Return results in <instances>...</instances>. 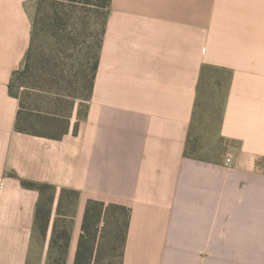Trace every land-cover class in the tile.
Wrapping results in <instances>:
<instances>
[{"label":"crops","instance_id":"1","mask_svg":"<svg viewBox=\"0 0 264 264\" xmlns=\"http://www.w3.org/2000/svg\"><path fill=\"white\" fill-rule=\"evenodd\" d=\"M35 1L0 0V264L28 262L40 194L23 180L56 188L44 249L73 219L64 264L89 201L129 210L120 264H264V0H110L85 116L59 138L14 130L3 78ZM207 70L228 76L216 158L186 153L200 87L219 85ZM61 189L78 193L70 214Z\"/></svg>","mask_w":264,"mask_h":264},{"label":"rangeland","instance_id":"2","mask_svg":"<svg viewBox=\"0 0 264 264\" xmlns=\"http://www.w3.org/2000/svg\"><path fill=\"white\" fill-rule=\"evenodd\" d=\"M36 2L37 0L35 5ZM103 20V13L93 17L91 19L92 24L82 34L75 37L69 49L64 53L54 52V58L51 56V52L42 51V47L36 49L35 58L31 63L30 76L23 78L22 87H18V92L24 95L25 104L29 109L57 112L64 116L70 115L68 118L63 117L61 119V125L57 127L60 131L64 130L69 120L75 122L84 111L85 98L89 93L87 84L91 74L90 67L93 63L92 56L97 50ZM18 29L19 32L23 30L22 27ZM17 45L19 48L22 44L4 43L3 78L4 80L8 79V82H10L12 75H16L17 70L24 67V54L20 53V48L17 50ZM29 45L30 41L27 44L26 52ZM13 65L19 68L9 75L8 71ZM206 76L209 79L214 77L219 80V85L210 84L209 88L205 87L206 89L200 87L186 153L192 156L216 158L224 153L228 143L221 139L218 133V123L228 76L224 72L207 70L202 83L207 81ZM13 90L16 92L15 89ZM54 96H58L59 99H55L57 97ZM30 120L38 121L36 118H30ZM38 122V126L43 125L40 121ZM48 130L47 133H57V131ZM48 194L49 192H45L42 199ZM74 203L72 195L63 198L61 212L70 214L73 211ZM89 215H91L89 229L94 236L93 239L89 238L88 242L92 253L89 264H120L122 241L119 231L122 230L121 225L124 218L122 209L116 208L115 204H107L101 210L98 225L93 223L96 216L92 209H90ZM72 222L73 219L66 217H60L56 220L57 224L52 229L46 249H44V241L48 237H42L38 228L35 227L28 251L27 264H64L68 250L66 255L62 253L60 249L61 239L57 238L55 242L52 239L56 237L57 231L59 232L61 229L68 231Z\"/></svg>","mask_w":264,"mask_h":264},{"label":"trees","instance_id":"3","mask_svg":"<svg viewBox=\"0 0 264 264\" xmlns=\"http://www.w3.org/2000/svg\"><path fill=\"white\" fill-rule=\"evenodd\" d=\"M110 0H37L35 16L33 19V27L30 39V45L25 54L24 67L21 70L16 71V75H12L9 82L10 92L17 98L18 107L16 112V118L14 121V130L17 132H23L32 134L39 137L47 138H59L66 134L72 128V120H69L64 130L60 131L57 127L63 117L68 118L70 115L64 116L57 112H48L38 109H29L25 104V97L21 92H18V87H22L24 80L31 73V63L35 58L34 52L36 49L42 47V51L51 52V56L54 58V52H65L69 49L75 37L90 26L91 19L103 13L104 20L101 22L102 29L100 32V40L97 46L96 53L93 54V63L90 67V78L88 81V96L85 98V106L82 114L79 115L78 119L75 120V125L73 126V131L77 128V123L84 118L86 105L90 99L92 82L94 74L97 67L98 51L101 45L102 36L105 30V23L108 13V6ZM39 42V44H37ZM36 43V44H35ZM16 92H14V90ZM59 95V94H56ZM55 99H59L58 96ZM82 99V98H81ZM32 119H37L41 124L38 126V121H31ZM26 123V125H25ZM57 131V133H47L46 131ZM22 185L26 188L35 189L39 192L40 197L36 204L34 225L38 228L39 233L42 237L46 238L47 230L51 223V211L54 202L56 188L48 183L23 180ZM45 192H49L48 196L42 199ZM74 197V202L78 197V193L75 190L61 189L59 194V201L57 204V212L61 211L63 198ZM104 202L101 201H89L82 220L81 233L78 238L77 247L74 253L72 264H89V258L92 253L88 245L89 238L93 239L94 236L90 232L91 225V215H89L90 209L94 211L96 220L94 224L99 223L101 210L106 206ZM114 205V204H113ZM118 209H122L123 212V222L122 230L119 231L121 237V253H120V263L121 255L125 242L126 231L129 224V210L125 206L116 205ZM56 220H54L53 228H55ZM57 238L61 239L60 249L62 253H67V248L70 242L69 231L61 229L57 231L56 237L52 241H57Z\"/></svg>","mask_w":264,"mask_h":264}]
</instances>
